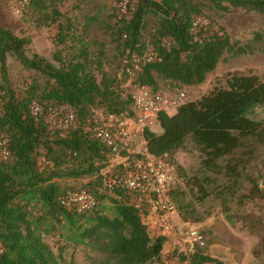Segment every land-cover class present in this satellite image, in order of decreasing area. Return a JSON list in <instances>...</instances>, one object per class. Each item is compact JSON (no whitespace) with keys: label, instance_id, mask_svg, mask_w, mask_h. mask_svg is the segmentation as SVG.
<instances>
[{"label":"trees","instance_id":"16d2710c","mask_svg":"<svg viewBox=\"0 0 264 264\" xmlns=\"http://www.w3.org/2000/svg\"><path fill=\"white\" fill-rule=\"evenodd\" d=\"M204 1L216 11L241 9L264 16V0H129L118 30L123 50L128 51L125 62L146 46L142 42L146 17L152 15L157 20L147 43L159 60L143 67L138 77L141 85L157 91L159 77L186 87L197 86L224 54L253 52L250 45L232 42L226 31L212 22L193 26ZM27 7L46 23H57V45L67 47V41L70 45L64 56L56 51L52 62L38 54L27 57L24 49L29 40L0 27V135L8 140L11 153L9 161L0 166V264H62L42 238V231L56 224L65 229L61 236L67 242L102 254L105 264H156L166 239L150 238L139 211L129 203V193L104 190L102 171L108 165V150L86 129L93 125V107L102 108L106 116L129 114L131 97L123 92L127 76L123 71L119 77L107 76L102 71L101 51L92 55L75 35L71 21H59L62 16L55 8L45 12L43 0H28ZM263 38L264 32L253 34L255 42ZM7 54L15 55L24 69L43 76L44 84L33 82L25 96L16 98L8 83ZM223 80V85L184 103L173 114L159 112L156 120L161 132L146 129L144 138L148 153L168 155L184 184L186 178L174 154L190 137L201 155L200 171L193 178L200 199L214 194L225 209L230 199L247 195L264 198L257 187L264 173V118L255 116L257 108L264 109V80L237 72L228 73ZM33 101L44 111L69 108L78 121L77 129L64 138L47 130L44 118L34 120L30 114ZM92 177L93 181L78 189L96 196V209L79 214L63 209L59 199L76 189L67 190L61 181ZM205 184L212 189L208 191ZM244 184L247 193L241 192ZM105 199L112 216L104 214L100 206ZM189 259L191 264H224L197 247Z\"/></svg>","mask_w":264,"mask_h":264},{"label":"rangeland","instance_id":"374dc122","mask_svg":"<svg viewBox=\"0 0 264 264\" xmlns=\"http://www.w3.org/2000/svg\"><path fill=\"white\" fill-rule=\"evenodd\" d=\"M18 0H0V27L11 31L17 37L27 38L29 44L24 49V54L31 57L38 54L52 62V55L60 51L62 55L68 53L67 47L57 45L56 35L58 25L46 23L38 13L30 7H25L19 16L11 12V4ZM46 4L45 12L55 8L60 14V22L67 18L73 24L75 35L81 38L88 46L92 55L101 51L102 71L109 77H119L127 58L122 43L118 39L119 22L121 19L120 3L115 0H43ZM129 2V0H125ZM201 2V0H194ZM197 24L212 22L222 27L229 35L232 42L241 46L250 45L252 53L232 56L224 54L216 68L207 74L205 81L197 86L187 88L188 102L199 99L208 93L214 86L223 85V79L228 73L253 74L264 80V38L261 42L253 41V34L264 32V16L246 12L241 9H231L229 12H220L212 9L204 1L202 13L196 17ZM157 28V20L152 15L145 19V28L142 32V42L149 41L150 36ZM57 65L56 63H54ZM7 77L10 91L16 98L26 95L29 86L36 82L43 85L45 78L33 71L26 70L13 54L6 56ZM156 77V76H155ZM162 91H174L177 85L171 81L156 77ZM124 94H129V88H123ZM1 107V102H0ZM55 108L53 107V110ZM56 109L70 110L67 107ZM175 109H169L172 114ZM256 117L264 118V109H256ZM106 115L100 107H93L90 120L93 128L99 125ZM47 130L49 125H47ZM150 131L160 130L158 126H149ZM53 132V131H51ZM175 163L179 165L186 182L179 185L170 193V198L178 209L175 236L165 238L169 243L168 251L163 255L173 260L183 262V245L180 241L189 227L201 230L207 237L203 247L199 250L210 257L222 258L224 264H264V198L261 196L247 195L243 198L230 199L227 208L222 207L221 200L211 194L206 199H200L198 186L193 178L200 171L201 155L197 151L190 137L186 138L183 146L174 154ZM107 167L102 171L111 170L116 163L113 158L108 159ZM209 176L214 177L212 173ZM92 178L64 179L62 186L67 190L83 187ZM221 177H218V182ZM205 188L209 191L211 186ZM241 192H248V185L244 184ZM110 195V194H107ZM111 196V195H110ZM104 214L113 215L112 207L105 199L101 202ZM65 229L61 225H54L42 231L43 241L51 251L59 256L62 264H105L102 254L95 252L83 245H74L65 240L61 234ZM151 239L158 237V230L147 229ZM196 247L193 248L195 250ZM192 250V251H193ZM191 253V252H190ZM213 257V258H215Z\"/></svg>","mask_w":264,"mask_h":264},{"label":"built area","instance_id":"2783aa9c","mask_svg":"<svg viewBox=\"0 0 264 264\" xmlns=\"http://www.w3.org/2000/svg\"><path fill=\"white\" fill-rule=\"evenodd\" d=\"M27 6L28 0H18L10 8L13 15L19 16ZM119 6L121 16H125L127 2L123 0ZM197 25L202 24H197L195 18L193 26ZM156 60H159L157 54L147 42L141 53L131 54L123 66V72L128 78L124 88L130 89L129 114L107 115L99 125L86 129L106 147L109 158L116 160L111 170L102 173L104 190L129 193V203L139 211L147 229H157L158 236L168 238L177 235L174 218H178L170 193L183 183V178L168 155L156 157L148 153L144 132L157 121L159 112H168L169 109H176L188 102V93L186 86L179 84H176L174 91H153L138 82L143 67ZM29 110L34 120L44 118L49 129L56 131L60 138L78 127L72 110L44 111L37 101L31 102ZM10 156L8 140L0 135V166L7 163ZM257 187L264 192V173L258 178ZM59 204L67 212L79 214L96 209L98 201L92 192L76 189L62 196ZM206 240L207 237L201 230L189 227L180 239L185 260L178 262L165 256L156 264H191L189 253L194 247H203ZM2 253L0 245V256Z\"/></svg>","mask_w":264,"mask_h":264},{"label":"crops","instance_id":"0c3cea01","mask_svg":"<svg viewBox=\"0 0 264 264\" xmlns=\"http://www.w3.org/2000/svg\"><path fill=\"white\" fill-rule=\"evenodd\" d=\"M168 80H165V82H167ZM158 84V83H157ZM174 84V83H173ZM161 89V87H160V84H158V90H160ZM169 114V113H168ZM173 114V113H172ZM169 115H171V114H169ZM153 126H158L159 127V125H158V123H157V121L153 124ZM159 129H160V127H159ZM154 132V131H153ZM161 132V129L160 130H158V131H155L154 133H160ZM168 248H169V243L165 240V242H164V244H163V249H162V251H161V257H160V259L163 257V255L168 251ZM213 257H215V256H213ZM216 258V257H215ZM218 260H220V261H222L223 259L222 258H217Z\"/></svg>","mask_w":264,"mask_h":264}]
</instances>
